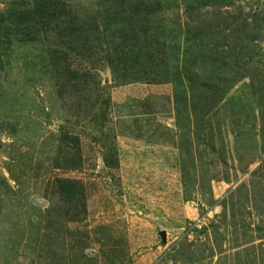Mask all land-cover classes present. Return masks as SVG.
Returning <instances> with one entry per match:
<instances>
[{"label": "rangeland", "instance_id": "374dc122", "mask_svg": "<svg viewBox=\"0 0 264 264\" xmlns=\"http://www.w3.org/2000/svg\"><path fill=\"white\" fill-rule=\"evenodd\" d=\"M0 264H264V0H0Z\"/></svg>", "mask_w": 264, "mask_h": 264}, {"label": "trees", "instance_id": "16d2710c", "mask_svg": "<svg viewBox=\"0 0 264 264\" xmlns=\"http://www.w3.org/2000/svg\"><path fill=\"white\" fill-rule=\"evenodd\" d=\"M37 10V9H36ZM35 12V11H34ZM30 14H32L33 15V12H28L27 14H26V16H29ZM110 24V23H109ZM101 25V24H100ZM87 31H85L86 33H88V32H92V34L95 32V33H98L99 32V28L96 26V25H89L88 27H87ZM90 32V33H91Z\"/></svg>", "mask_w": 264, "mask_h": 264}, {"label": "water", "instance_id": "95a60500", "mask_svg": "<svg viewBox=\"0 0 264 264\" xmlns=\"http://www.w3.org/2000/svg\"><path fill=\"white\" fill-rule=\"evenodd\" d=\"M161 243L164 245L166 243L165 234L162 232L159 234Z\"/></svg>", "mask_w": 264, "mask_h": 264}]
</instances>
